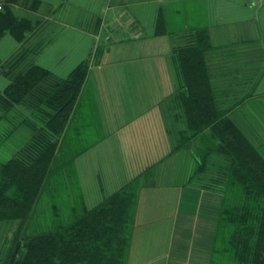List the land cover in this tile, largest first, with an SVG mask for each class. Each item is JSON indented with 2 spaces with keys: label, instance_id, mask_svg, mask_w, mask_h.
<instances>
[{
  "label": "crops",
  "instance_id": "crops-1",
  "mask_svg": "<svg viewBox=\"0 0 264 264\" xmlns=\"http://www.w3.org/2000/svg\"><path fill=\"white\" fill-rule=\"evenodd\" d=\"M161 16L165 27L158 33ZM12 19L25 22L17 29L23 40L8 28ZM64 27L73 30L71 43L83 49L90 71L55 160L51 197L62 201L54 187L63 175L66 201L47 206L55 217L47 224L73 221L132 185L128 264H248L251 240L244 237L246 249L238 251L243 240L232 232L253 228L228 217L238 213L242 196H254L239 188L230 159L219 153L196 174L194 149L181 137L187 88L175 52L193 44L198 30L207 31L205 61L218 108L264 155V0H6L0 77L10 83L34 65ZM32 119L31 106L5 109L0 103V162L32 140ZM215 165L217 175L211 173ZM46 199L35 209L39 228ZM19 226L0 223V247L8 227L12 246Z\"/></svg>",
  "mask_w": 264,
  "mask_h": 264
},
{
  "label": "trees",
  "instance_id": "trees-1",
  "mask_svg": "<svg viewBox=\"0 0 264 264\" xmlns=\"http://www.w3.org/2000/svg\"><path fill=\"white\" fill-rule=\"evenodd\" d=\"M23 24L22 20L12 19V25H8L20 40L24 34L19 35L17 29ZM164 27L161 16L158 33ZM206 32L198 30L193 44L175 52L180 79L187 88L182 95L187 130L182 131L181 137L191 149L195 141L201 144L193 150L198 173L205 170L211 154L219 153L230 159L232 172L239 177V188L253 194L252 200L242 196L238 213L227 217L231 222L253 228L232 233L241 240H251L247 247L248 264H264V155L218 108L205 61V52L210 48ZM89 67V60L82 61L67 78L57 79L51 71L32 65L13 75L0 97L5 109L28 102L35 103L38 110L32 109V140L11 160L0 162V223L20 221L10 252L0 264H128L135 199L132 185L93 210H85L73 221L57 220L44 224L48 226L43 230L34 225L38 219L35 209L41 198H52L50 188L60 138L86 85ZM245 245V240L240 241L236 249L243 251Z\"/></svg>",
  "mask_w": 264,
  "mask_h": 264
},
{
  "label": "rangeland",
  "instance_id": "rangeland-1",
  "mask_svg": "<svg viewBox=\"0 0 264 264\" xmlns=\"http://www.w3.org/2000/svg\"><path fill=\"white\" fill-rule=\"evenodd\" d=\"M74 1V0H73ZM78 2L82 1V0H77ZM101 1V0H100ZM73 32V30L71 28H65L63 30L62 35L57 39L54 40L50 46H47V48L45 49L43 54H40L37 56V58L34 60V65H42V66H48L49 69H51V71L62 78H67L68 75L76 68L78 67V65L81 63L82 59L85 57L86 54H84V51L81 47L78 46H74V44L72 45V41L70 40V34ZM96 41V40H95ZM104 42L101 43V45H103ZM46 61V62H45ZM5 85H8L9 80L6 79L5 77H0V83L2 84V82H5ZM31 105V110L33 108H35V111L37 112V108L35 107V103L33 105L30 103H26L25 106H29ZM33 106V107H32ZM45 110V109H44ZM40 115H42L41 111L39 112ZM36 117V116H35ZM38 122H40L39 119H37ZM193 149H195L196 146L199 145V147H201L200 143L195 141L193 143ZM68 159L67 161H63L60 160V165H61V169L62 170L64 168V165L66 163H68ZM65 163V164H64ZM59 164V163H58ZM212 170V174H216L217 175V171H218V166H211L210 167ZM60 172V171H58ZM70 176V172H69V166H67V171H64V173H66ZM57 174V172H56ZM196 174L202 175V173H198V171L196 172ZM58 175V174H57ZM60 175V174H59ZM71 177V176H70ZM64 178L63 175L59 176L57 179L55 178V187L54 189L57 187V193H61L62 198H61V202L66 201L65 197H64V193H66V189L64 184L62 183V179ZM68 179L69 178H65ZM56 193V191H54ZM61 202L59 199L57 198H49V201L46 199V202H44V210L46 211L44 217V220H46L44 222V224H47V222L50 221V219H52V208L47 207V206H52L53 204H58L61 205ZM47 207V208H46ZM42 225V228L40 229H44L45 227H47L48 225ZM5 233H3V238L1 239V247H0V261H2L3 259H5V257H7V254L11 248L10 246V238H9V227L7 229V231H4ZM7 232V233H6ZM3 254V255H2Z\"/></svg>",
  "mask_w": 264,
  "mask_h": 264
},
{
  "label": "built area",
  "instance_id": "built-area-1",
  "mask_svg": "<svg viewBox=\"0 0 264 264\" xmlns=\"http://www.w3.org/2000/svg\"><path fill=\"white\" fill-rule=\"evenodd\" d=\"M6 5V0H0V12L4 11Z\"/></svg>",
  "mask_w": 264,
  "mask_h": 264
}]
</instances>
